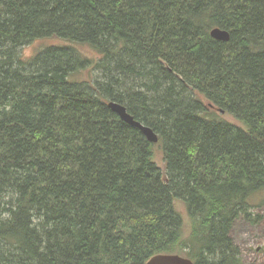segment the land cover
Listing matches in <instances>:
<instances>
[{
    "label": "trees",
    "instance_id": "trees-1",
    "mask_svg": "<svg viewBox=\"0 0 264 264\" xmlns=\"http://www.w3.org/2000/svg\"><path fill=\"white\" fill-rule=\"evenodd\" d=\"M260 194L264 0H0V264H244Z\"/></svg>",
    "mask_w": 264,
    "mask_h": 264
},
{
    "label": "rangeland",
    "instance_id": "rangeland-1",
    "mask_svg": "<svg viewBox=\"0 0 264 264\" xmlns=\"http://www.w3.org/2000/svg\"><path fill=\"white\" fill-rule=\"evenodd\" d=\"M63 45L58 40H38L26 46L23 50L25 57H32L40 53L49 45ZM84 53L92 56L93 53L84 49ZM84 77V74H82ZM264 199L260 194L252 200V213L261 216V222L250 224L244 219H238L234 225L231 236L241 250L244 264H264ZM5 247V246H2Z\"/></svg>",
    "mask_w": 264,
    "mask_h": 264
},
{
    "label": "water",
    "instance_id": "water-1",
    "mask_svg": "<svg viewBox=\"0 0 264 264\" xmlns=\"http://www.w3.org/2000/svg\"><path fill=\"white\" fill-rule=\"evenodd\" d=\"M210 36L212 39L220 42H229L230 41V33L225 30H221L219 28H214L210 32ZM108 107L117 114L120 119L125 122L126 124L139 129L142 134L146 137V139L152 143L157 144L159 141L158 135L150 128L142 123L136 121L134 117H132L128 112L127 109L117 103L109 102ZM145 264H195L188 258L179 256V255H157L151 258Z\"/></svg>",
    "mask_w": 264,
    "mask_h": 264
}]
</instances>
